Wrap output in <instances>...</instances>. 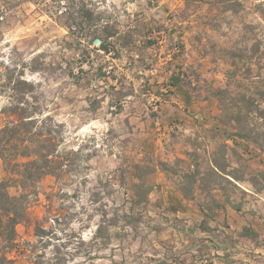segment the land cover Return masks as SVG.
<instances>
[{
    "label": "rangeland",
    "instance_id": "1",
    "mask_svg": "<svg viewBox=\"0 0 264 264\" xmlns=\"http://www.w3.org/2000/svg\"><path fill=\"white\" fill-rule=\"evenodd\" d=\"M76 1L0 0V182L51 167L9 264H264V0Z\"/></svg>",
    "mask_w": 264,
    "mask_h": 264
},
{
    "label": "trees",
    "instance_id": "2",
    "mask_svg": "<svg viewBox=\"0 0 264 264\" xmlns=\"http://www.w3.org/2000/svg\"><path fill=\"white\" fill-rule=\"evenodd\" d=\"M75 4L76 6L73 12L67 7L66 10L61 13L64 18V26L73 36L79 39H87V36L77 34L82 33V30L86 27L92 28L93 13L88 9V5L85 1L79 0L76 1ZM107 28L108 27H103L100 31H95L96 33H92L91 37L93 42L96 40L100 41V48L105 52H108V40L113 36L109 35ZM237 136L246 138L241 132H239ZM34 154L36 158L32 161L15 164L16 168L19 170L20 177L17 179L9 177L0 182V244H3L2 249L0 248V262L4 264H9L11 262L8 258V252L6 251L12 249L16 243L17 225L28 221L29 198L31 195L35 194V184L42 176L51 174V167L45 155L43 156L40 151H34ZM31 155H29V157H31ZM1 157L6 162V156L1 154ZM22 157L25 156L22 155ZM12 182H14L13 184H15L16 188L22 190L20 194L15 196L10 194L9 188L14 187L12 186ZM241 236H248V229H244Z\"/></svg>",
    "mask_w": 264,
    "mask_h": 264
}]
</instances>
